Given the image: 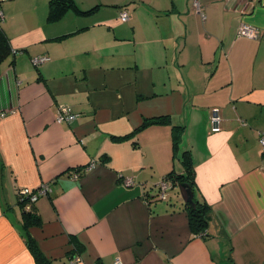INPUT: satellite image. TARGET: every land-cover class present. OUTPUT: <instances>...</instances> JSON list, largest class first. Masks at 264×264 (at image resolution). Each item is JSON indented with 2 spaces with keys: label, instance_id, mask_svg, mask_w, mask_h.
<instances>
[{
  "label": "crops",
  "instance_id": "crops-1",
  "mask_svg": "<svg viewBox=\"0 0 264 264\" xmlns=\"http://www.w3.org/2000/svg\"><path fill=\"white\" fill-rule=\"evenodd\" d=\"M0 1V264H36L27 234L53 264H264V0H73L57 23ZM186 151L203 236L177 185L157 199ZM48 184L26 230L21 192Z\"/></svg>",
  "mask_w": 264,
  "mask_h": 264
},
{
  "label": "trees",
  "instance_id": "trees-1",
  "mask_svg": "<svg viewBox=\"0 0 264 264\" xmlns=\"http://www.w3.org/2000/svg\"><path fill=\"white\" fill-rule=\"evenodd\" d=\"M2 3V1H0ZM74 1L73 0H51L49 13H48V22L49 23H57L62 20L65 15L68 13L70 9H74ZM3 21L4 15L0 7V67L2 62L7 59L11 52H13V48L7 37L4 29H3ZM152 123H159V121L150 122ZM182 162L185 167V172L182 175H169L166 177L165 180L169 181L172 184V190L178 184H187L192 189L194 187V166L191 158L190 152H184L182 156ZM48 187L51 189V185L48 184ZM157 188V199L159 195V189ZM38 189H31L30 195H36ZM171 192V191H170ZM29 195H21L20 196V204L23 208V221H24V228L29 230L33 226H41V219L40 217L33 211V205L26 206V200ZM170 197V196H169ZM24 199V200H23ZM168 199L164 201H168ZM194 204H187L186 209L189 214L190 224L193 231L197 234L204 235L206 229L209 224L210 220V208L209 206L204 203L203 201H199L198 199L193 200ZM26 242L28 244V248L33 255V258L36 264H53V262L41 251L38 243L27 234ZM75 258V257H73ZM71 258V259H73Z\"/></svg>",
  "mask_w": 264,
  "mask_h": 264
},
{
  "label": "built area",
  "instance_id": "built-area-1",
  "mask_svg": "<svg viewBox=\"0 0 264 264\" xmlns=\"http://www.w3.org/2000/svg\"><path fill=\"white\" fill-rule=\"evenodd\" d=\"M193 6H194V8L196 9L197 12H202V9L200 7V3L198 2V0H194ZM128 19H129L128 13L127 12H123L122 15H121L122 22H126V21H128ZM238 34L240 36H245V37H248V38L256 39L257 35H258V32L253 27L248 26V25H244V26L240 27V29L238 31ZM44 61H45V58L35 59V63L36 64H41ZM77 116L78 115L74 114L71 111V108L66 107V106H62L60 108V111H59L58 122H64V121L72 122V121H74L77 118ZM211 123H212V126H213V132H218V131L221 130L222 118H221V115H220V111L218 109H214L212 111ZM260 144H261V147H262V149L264 151V134H262L260 136ZM132 184L133 183L131 181H127L126 182L127 186H132ZM157 187L159 189L158 198L161 199V200L168 199L169 196H170V191L172 190V184L169 181L164 179L163 181H161L157 185ZM38 190L39 191L34 196L30 195L31 190H29V189L23 190L21 192V195H23V196L24 195H29V197L27 198V200L25 202L26 206H30L31 204L36 203L38 198H40L42 195L48 194L51 189L48 187V185H44ZM114 264H123V262L121 261L120 258H117Z\"/></svg>",
  "mask_w": 264,
  "mask_h": 264
},
{
  "label": "water",
  "instance_id": "water-1",
  "mask_svg": "<svg viewBox=\"0 0 264 264\" xmlns=\"http://www.w3.org/2000/svg\"><path fill=\"white\" fill-rule=\"evenodd\" d=\"M177 186L185 204H194V193L192 188L187 184H178Z\"/></svg>",
  "mask_w": 264,
  "mask_h": 264
},
{
  "label": "rangeland",
  "instance_id": "rangeland-1",
  "mask_svg": "<svg viewBox=\"0 0 264 264\" xmlns=\"http://www.w3.org/2000/svg\"><path fill=\"white\" fill-rule=\"evenodd\" d=\"M19 1L22 2L21 6H20V10L23 13H27L28 16H29V13H33V12L38 13L41 11L40 5L35 7L34 2H32L30 0H19ZM4 2H6V0H4ZM0 4H2V3H0Z\"/></svg>",
  "mask_w": 264,
  "mask_h": 264
}]
</instances>
